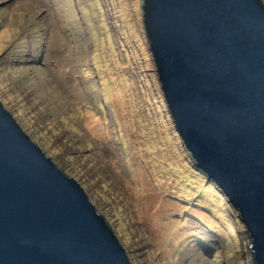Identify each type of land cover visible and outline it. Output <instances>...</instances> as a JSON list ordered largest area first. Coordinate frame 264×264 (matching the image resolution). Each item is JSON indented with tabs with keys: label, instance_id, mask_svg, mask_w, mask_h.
<instances>
[{
	"label": "rangeland",
	"instance_id": "1",
	"mask_svg": "<svg viewBox=\"0 0 264 264\" xmlns=\"http://www.w3.org/2000/svg\"><path fill=\"white\" fill-rule=\"evenodd\" d=\"M141 6L0 0V102L133 264H252L238 214L175 130Z\"/></svg>",
	"mask_w": 264,
	"mask_h": 264
},
{
	"label": "water",
	"instance_id": "2",
	"mask_svg": "<svg viewBox=\"0 0 264 264\" xmlns=\"http://www.w3.org/2000/svg\"><path fill=\"white\" fill-rule=\"evenodd\" d=\"M180 140L264 264V3L141 0ZM0 264H133L85 189L0 103Z\"/></svg>",
	"mask_w": 264,
	"mask_h": 264
},
{
	"label": "clouds",
	"instance_id": "3",
	"mask_svg": "<svg viewBox=\"0 0 264 264\" xmlns=\"http://www.w3.org/2000/svg\"><path fill=\"white\" fill-rule=\"evenodd\" d=\"M147 43H148V41H147ZM1 103V102H0ZM5 108V107H4ZM6 109V108H5ZM6 111H7V109H6ZM10 113V112H9ZM11 114V113H10ZM12 116V115H11ZM14 118V117H13ZM14 120H16V119H14ZM17 122V121H16ZM19 125V124H18ZM21 127V126H20ZM21 129H22V127H21ZM23 130V129H22ZM23 132H24V130H23ZM25 133V132H24ZM26 134V133H25ZM178 134V133H177ZM28 137H29V135L28 134H26ZM31 138V137H30ZM31 140H32V138H31ZM33 141V140H32ZM33 143H35L34 141H33ZM35 145H37L36 143H35ZM37 147H40L39 145H37ZM41 148V150L44 152V154H45V151L42 149V147H40ZM46 155V154H45ZM47 156V155H46ZM48 157V156H47ZM50 157V156H49ZM52 158V157H51ZM53 160V159H52ZM53 162H54V164H55V166H56V168H57V163L53 160ZM59 169V168H58ZM60 170V169H59ZM60 171H62L63 172V170H60ZM63 173H65V172H63ZM66 174V173H65ZM67 175V174H66ZM68 176V175H67ZM73 178V177H72ZM75 179V178H74ZM76 180V179H75ZM77 181V180H76ZM81 186V185H80ZM220 192V191H219ZM221 193V192H220ZM223 196H225V195H223ZM227 199V198H226ZM231 205V204H230ZM239 220V219H238ZM108 222V221H107ZM241 224V223H240ZM242 225V224H241ZM243 227H244V225H243ZM244 229H245V227H244ZM245 232V231H244ZM245 235H246V233H245ZM247 237H248V240H249V236L247 235ZM249 243H250V240H249ZM248 248H249V244H248ZM249 252H250V249H249ZM251 254V253H250ZM252 257V256H251Z\"/></svg>",
	"mask_w": 264,
	"mask_h": 264
},
{
	"label": "trees",
	"instance_id": "4",
	"mask_svg": "<svg viewBox=\"0 0 264 264\" xmlns=\"http://www.w3.org/2000/svg\"><path fill=\"white\" fill-rule=\"evenodd\" d=\"M193 170H194L195 173H197V174L199 173V174L202 175L203 177H206V174H204L203 172H200V171L197 169L196 166H194ZM213 187H215V188H214L215 192L218 193V192H219L218 187L215 186V184H213ZM216 187H217V188H216ZM205 188H209V189H211V187L208 186V185L205 186ZM203 192H204V191H203ZM218 194H219L221 197L223 196V194H222V193L220 194V192H219ZM223 198H224V196H223Z\"/></svg>",
	"mask_w": 264,
	"mask_h": 264
}]
</instances>
